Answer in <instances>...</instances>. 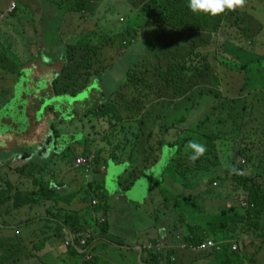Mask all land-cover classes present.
<instances>
[{
    "label": "trees",
    "instance_id": "obj_1",
    "mask_svg": "<svg viewBox=\"0 0 264 264\" xmlns=\"http://www.w3.org/2000/svg\"><path fill=\"white\" fill-rule=\"evenodd\" d=\"M49 1L57 6L62 18H65V20L68 19L63 22L65 24L64 29H62L63 33L67 28L65 36H67L71 28L73 29V33H75V38L80 34L78 28L82 29L88 23L90 18L98 10V5L101 3V0ZM258 1L260 2V0ZM41 3L42 0H18L17 10L9 17H18L19 21L23 20L18 14L21 7H25V11L26 9H30L31 12L38 13L41 9ZM126 3L137 11V16L139 17V21L133 27L130 25L128 28L127 33L129 35L134 36V38H142L149 44L158 41L161 33L164 34L166 32L165 39L173 38L171 40L172 43L166 47V52L161 50L153 52V54L156 53L154 58L158 61H167L168 66L165 69L161 64L158 65L155 59L153 60L154 65L159 67L158 69L163 74L164 79L161 78L159 71L154 68L149 69V67H146L145 69H141L143 73H140L139 77L138 75H130V73L137 70V67L130 68L127 75L133 78H131V83L134 80L132 83L133 89L131 91L124 90L122 93V99L125 95L129 94V102H114L115 96L125 85L121 87V83L119 85L120 89L115 92L106 90L103 86L105 82L104 74L109 69V66H111V63L119 56L115 53L118 49L114 44L115 40L110 42L108 46L87 45V47H81V45L78 47L79 45L77 46L73 42L67 45L66 50L70 64L63 72V76L53 78L51 90H47L42 94H37L35 90L32 95H29V97L32 96L29 108L34 112L35 123L45 122L49 127L48 135L51 136V143L48 147L49 150L45 154L49 153L52 155L45 161L29 160L26 164L20 162L12 167L11 157H9V154H2L3 149L0 145V166L7 170L4 172V175L0 171V264H25V262L35 257V248L40 250L54 237L63 241V229H68L73 234L72 244L66 246L68 251L77 249L84 234L87 233L82 223L77 221V215L66 209L68 208L70 199L56 196L58 192L52 188V184L57 183L55 173H49L48 170L54 165L51 162H54L55 155L62 156L61 158L67 164V159L70 158L67 157L66 153L71 151L75 143H84L83 147L89 148V142L92 141L83 138V142H80V139L76 137L78 135L75 133L69 136L62 134L57 128V121L59 122L61 118V115L57 113L60 108V103L57 101L48 104V102L59 96L77 97V94L85 90L86 85L91 83L94 77V80L98 79L101 82L103 81L102 83L100 82L101 84H98L99 89L96 91L103 93L104 97L102 96V99L97 101L99 103L98 105L93 106L91 109L88 108L89 111L85 114V117L107 118L108 123L111 126H115L120 121V115L123 116L122 114L124 113V117L130 123V128L132 127L134 129L135 125L132 126L131 124H136L138 131L134 134L135 141L128 159L138 161L136 158L140 154H158L161 153L164 145L175 146L177 152H179L175 174L178 183L183 188L193 182L189 177V173L196 175L208 174L209 171L220 172V169L225 168L224 175L226 179L223 178L221 180L232 183L231 185L234 188L232 197L236 201H243L248 204L245 210L246 213L242 217V229L247 224H259L260 216L264 214V139H252L249 133H246L247 137H245L244 131L249 126L250 130L254 131V134L264 135V128H261L259 125H253V121L257 119L253 115L259 116L262 115V112L261 120L264 124V109L259 103L261 102L259 100L260 95L257 94L258 92L264 93V53L261 54L258 52L259 50L264 51V45L260 43L264 40L258 38L260 33L257 35V38L253 36L254 17L245 13L241 14L237 9L235 11L226 10L224 13L215 16L205 12H193L189 7L190 0H126ZM246 23L248 25L243 28L242 26ZM235 27L243 32L241 34L242 37L250 40V50L234 43L237 38H235L230 29H234ZM223 30H229L226 31V33L229 32V37L224 41L221 38ZM122 35L124 37L123 41H125L126 36L123 33ZM220 45H222V54L220 53ZM169 48H171L170 51L168 50ZM213 48L215 51H212ZM160 56L163 57L161 58ZM4 60L6 62H1L0 71L5 75H8L11 65L12 70L15 67H20L18 69L19 71L22 67L21 63L16 65L12 61H7V58ZM14 77L13 83L19 87L24 77L22 76V79L21 76ZM165 77H176V89L173 88V81L167 80ZM77 78L83 86L77 92H70L69 89L77 83L75 81ZM203 85L207 88L211 98L209 111L204 116L206 120L199 121L195 128L198 131L206 123L214 125L215 129L211 132L204 128L206 133H200L201 139L206 138L209 140L210 148L208 151L205 150L203 155L193 161L190 158L187 159V154H182L189 143L193 142V135L190 134L192 128L185 130V133H189L187 137H185V133L180 134L177 140L169 142L168 144L163 141L161 142V140L156 141L153 129L154 126L160 124L159 121L162 118H165L161 114V101L166 103L169 100L177 101V108L179 107L178 112L190 113L194 111V105L192 107L186 105L185 93L187 89H197ZM222 89L225 93H223ZM8 91L11 92L12 88H9ZM226 95H229V97L226 98ZM247 95L250 96L247 99L251 104L249 110L243 107V115L241 114V116L229 121L228 115L234 110L232 104H235L242 96L247 98ZM172 97L174 98L171 99ZM144 103L146 105L149 104V106L142 109ZM226 106H229V108ZM108 109L110 113L105 112ZM249 111L253 112L251 116H249ZM219 115L225 118V122L223 123V127L217 129L218 125L222 123L220 120H216V117ZM184 120H186V116L182 114L178 119L179 125ZM0 123L8 127L6 131H0V139L5 138L3 132L8 131L6 136L10 138L14 131L7 121H5L2 114ZM233 133H238L236 138L231 137ZM112 136L113 133L111 138L105 137L103 140L108 141V146L106 147L107 155L111 156L114 160L111 159L115 161L119 160L125 154L126 150L124 147L126 144L122 145V142H120L117 146L110 149L109 145H112ZM222 136L231 145L228 148L231 154H224L223 160L217 154V139L222 138ZM257 137L261 139L260 136ZM222 145L225 144L222 143ZM89 152L91 153L92 151L89 150ZM102 152V149H98L96 152L94 151L98 157L101 156ZM118 152H123L124 154H118ZM237 152L240 154L237 159L245 160V165H241V161L237 163L232 160L233 155L237 154ZM15 155H13V162L16 161ZM68 155L70 156V154ZM189 155H195L194 150ZM212 157L215 158V163L212 162ZM100 159L102 158L100 157ZM222 161L227 162V164L224 166ZM36 162L40 164V166H37V169L34 168ZM101 163L106 166L104 160ZM173 166H175V163ZM247 168L254 169L253 176H255V179L252 178V174H246ZM189 169H192L193 172H190ZM97 171L99 172V169L95 168L93 172L95 173ZM8 172H12L16 178L17 175L23 177L19 181L20 184L10 179L7 176L9 174ZM134 176L131 175L130 177ZM31 178H33L34 188L29 190V188L26 189L24 187V183L28 182V180L30 181ZM48 178L50 179L47 180ZM84 179H80V184H83ZM86 182L89 187L90 182L87 180ZM199 182L200 180L198 179L193 183L197 184ZM213 182H216L217 185L219 184L217 179H213L211 183ZM101 190L103 192V189ZM174 200L177 206H180L183 201H186V197L177 195V198ZM91 206L93 209L103 211L105 214L107 213L106 207L101 206V204L99 206L91 204ZM73 215H76V218L70 217ZM184 220L185 218L182 221L184 222ZM31 221L41 222L44 226L39 227L36 231L32 230ZM26 227L30 231L27 242L30 240L34 249L33 251L27 249V253V242L25 234L22 233ZM102 227L104 230L106 223ZM3 231L12 233V236L4 235V237L2 235ZM257 238H262V235L258 233ZM192 242L195 245H198L196 243H200L198 238L197 240H192ZM89 246L90 243L87 241L85 247L87 248ZM74 253L76 254L77 251L75 250ZM224 254L225 260L222 255L218 258V260H221L220 264H233L235 258L240 257L235 252L224 251ZM89 261L90 264L93 263L92 257ZM155 261L159 264L157 256ZM166 264H171V262H166Z\"/></svg>",
    "mask_w": 264,
    "mask_h": 264
},
{
    "label": "crops",
    "instance_id": "obj_2",
    "mask_svg": "<svg viewBox=\"0 0 264 264\" xmlns=\"http://www.w3.org/2000/svg\"><path fill=\"white\" fill-rule=\"evenodd\" d=\"M7 6L8 0H0V14L6 10ZM48 9H50L49 14L47 13ZM36 14L37 18L33 19L32 21L28 20L26 22H23V20L19 21V19H13L12 22L5 20V22L3 23V30L5 28L14 30L16 27H20L22 29L29 28L33 32H35V36L32 37L33 40H40V42H42V47H40L41 49H39L38 52H34L35 54H31L32 52L27 53V56L28 54L31 55L30 62L29 64H23L22 62H20L22 64V67L19 71L18 69L20 67H15L12 70V65L11 68H9L8 75H5L0 71V96L2 95L5 98H0V117L2 114V116L5 118V121H7L9 126H11V129H13L14 131L11 134L10 138L6 136L9 131L3 132L5 134L7 147L3 149L2 154H9V157H11L10 161L12 167H14L12 164H18L17 161L13 162V155L18 154L19 152H24L23 146L32 144L37 141L39 142V144L41 143L42 138L37 140L33 138V135L49 133V127L45 122H40L39 124L35 123L34 112L29 108L32 101V96L29 97V95H32V93H34V79L38 76V74L50 80H52L54 77L56 78L58 76H61L63 71H65V69L70 64L66 50L67 45L71 44L74 41L73 37H75V33H73V29L71 28L67 36H65V33L64 35L63 33L61 35H57L59 26L63 27L64 29L65 25L63 24V22L65 18H62L61 14L59 15L57 6L53 5L49 0H42L41 9ZM38 14H40L41 16H39ZM39 17H42V21L40 23H36L37 21H39ZM67 20L68 19H66L65 21ZM21 21L22 23H20ZM50 21L59 23L56 27V31L52 26H49ZM47 35L50 39L46 38ZM28 50L29 49H26V52ZM4 59L5 58L1 56L0 63L5 61ZM36 62V68L33 70V67L31 66ZM28 69L30 70L29 74L23 72L24 70L26 71ZM13 75L16 77L21 76V79L22 76L24 77L25 75V78L22 79L19 88L21 93L20 99L15 100V104L13 106H10L9 100H14V96L12 95V93H15L18 89L16 87L17 85L13 83V80L15 79ZM9 88H12L11 92L8 91ZM95 105H98V102L97 104L95 103L94 106ZM6 108L11 109L10 114H7ZM88 108L89 107H87V109ZM19 110L24 112V116L18 117ZM87 113L83 114V118ZM12 115L15 117H13ZM48 155L51 154H44V157ZM163 155L164 154L162 153V151L160 154H140V160L137 159L138 157L136 158L141 164V167L138 169L139 174H137L139 176L136 175L138 178L136 176L129 177L131 175V171H134V165L137 164L138 161H131V159H128L129 154L126 156L124 154L121 158H119V160H115L114 162L128 164V169L125 171L126 175L130 171V175L128 177H123L121 182L119 183V187L122 186V188L117 193H115L117 190L111 191L109 189H106L101 184L95 183L92 179L93 174H91L90 176V185L88 187V183L83 177V172L81 174L79 172V170L81 169L75 168L74 170L73 168H66L67 164H64V161L61 158L62 156L57 155L60 161L57 163V166L52 165V167L48 170L54 171L51 172L53 174H58V177H56L57 183L52 184V188L58 192L56 196L70 199L69 205L67 206L68 208L66 209L72 211L77 215H73L70 217L78 218L77 221H79V223H82L84 229H86L87 232H91L92 240L89 242L90 246L87 248H70L71 250L68 251L67 247L65 246V242L68 239H71L73 234H71V231H69L68 229H63V241L54 237V239H58L61 242L63 248L58 247L57 243L55 241H52V238L48 241L46 246H43L40 250H37V248H35L34 250L30 240L27 242L28 233H30V231L29 228L26 227L25 230L22 231V233L25 234L27 242L26 253L27 249L32 251L34 250L35 257L25 262V264H85V262L86 264H90V261L87 262L88 255H90L93 259L92 264H149V262H154V264H157L158 262L155 261L156 256L159 259V264H166V262H171L172 264H192L197 259H214L217 262L219 256L221 255L225 260L224 251L232 252L230 250L232 245H238V254L240 256L238 258H235L233 264H238L237 262L244 264V254L239 250L240 242L242 241H244L245 243H249V245L247 246L249 249H251L249 251V254H252L256 257L257 255H260L261 251L263 250L264 241L263 244H261L259 242L261 238H257V235L259 233V225L264 222V214L260 216L261 218L259 220V224L256 225L255 223H252L250 226H246L244 229H242V217L245 214L235 213L236 208H241L239 206L241 202L232 200V193H230L229 191L225 192L228 194L225 200L220 199V194H217L215 192L212 193V191H214V188L219 187V184L217 186H214V182L208 183L206 181L205 183H202L204 180V176L207 175L206 173L197 175L189 173V177L191 180H193V182H196L198 179L200 180V182L197 184L191 182L189 186H186L185 188H183L180 183H178L176 176L173 178L171 177V174H175V171L177 170L176 166L178 157L169 159L167 164L164 166V170L171 168L169 176L170 178H164V176L162 175L161 180H155V183L153 184L154 187L160 183L167 185L170 184L172 188L171 194L164 200L163 203H159V211L160 213L163 211L162 215L157 216L155 219L152 218L151 220L153 221V223L149 224L148 226H136V221L140 220V217H138L136 213H138L141 209L143 210L142 207L149 203V201H147V199H143L142 194L134 197H130V194L129 196L128 194L127 196L121 195H124V192H127L128 190H133L134 183L138 180L140 184H146V182H143L142 180H140V178L143 177L146 171L152 166L161 163ZM100 157L102 158V161L104 160L105 163H107L105 156L101 155ZM100 157L97 156V159H100ZM109 157L112 158L111 156ZM188 158L189 154H187V159ZM61 161L64 166H61L60 168L59 163H61ZM27 162L28 161H22L23 164H26ZM52 163L53 162H51V164ZM174 163L175 166H173ZM220 171H223V174L225 173L224 169H220ZM251 171L253 172L254 170ZM105 172L97 171L95 172V174L103 175L101 173ZM190 172H193L192 169L190 170ZM147 175L148 180L153 181L154 174L148 172ZM105 176H107V174H105ZM82 178L84 179V181L82 182L83 184H80L79 181ZM49 179L50 178H48L47 180ZM229 184L231 185L232 183L230 182ZM24 187L26 189L29 188V190H32L34 188L33 178H31L30 181L28 180V182H25ZM100 188L103 189V191L105 192L103 193L104 196L109 200L111 199L110 197L114 198L115 195L118 198V205L113 204L112 206V204H107L105 206L107 212L106 214L103 211L93 209V207L91 206V204L93 205V201H96L98 206L100 205L98 197H92L93 191H102ZM177 195H183L186 197L184 206H177V204L175 203L174 199L177 198ZM191 202L202 203V206L192 209L190 207ZM227 212H233V215L229 217V220L224 218ZM98 213L101 216H98ZM206 216L209 217V221H204ZM183 218H185L184 222L182 221ZM102 219H104V222H101ZM30 223L32 224L31 229L35 231L39 227L44 226L43 223L38 221H31ZM105 223L106 228H104L103 230L102 226ZM229 226L231 227V230L229 233H227ZM254 226H257V228H254ZM218 227L227 229L222 234L223 236L218 235V233L215 232V229ZM118 228L121 229L120 232H117ZM160 230L163 231L162 234H160ZM2 233L3 236H12V233H7L4 231ZM197 238L200 243H196L198 245H195L192 240H197ZM206 240H211L212 242H214L220 250H217L216 248L203 252H194L190 250V246L194 245L198 247L201 244L205 243ZM75 250L79 254L78 256L77 253H74ZM110 254L119 255V258H117L118 260H116V257H112ZM250 264H260V261L258 259L255 260L254 258L253 261L250 260Z\"/></svg>",
    "mask_w": 264,
    "mask_h": 264
},
{
    "label": "rangeland",
    "instance_id": "obj_3",
    "mask_svg": "<svg viewBox=\"0 0 264 264\" xmlns=\"http://www.w3.org/2000/svg\"><path fill=\"white\" fill-rule=\"evenodd\" d=\"M237 10L240 11L241 14H248L254 17V21H253V36L257 38V35L260 33V35L258 36L259 39H263L264 40V5H263V0H260V2L258 0H246V3L244 5L243 8H237ZM47 13H50V9L47 10ZM19 16H21V19H23V22H26L28 20H33L37 18V14L34 12L32 13L30 9H26L25 11V7H21L18 11ZM39 16H41L40 14H38ZM60 15V12H59ZM138 13L136 10L132 9L127 3L126 0H101V3L98 5V10L94 13V16H92L90 18V20L88 21L87 24H85L82 29L78 28L79 30V35L74 38L73 43L77 44L78 47H87V45H91V46H95V45H110V42L114 41L115 46L118 48L115 53L116 55L120 54H124V56H118L117 59L114 60L113 63H111V66H109V69L107 70V72L104 74V86L103 88H105L106 90H109L111 92H115L118 91L120 89L119 85L122 83L123 87L125 85L124 88H121L122 90L119 91V93L115 96V100L114 102H123V103H127L129 102V94L125 95L122 99V93L124 92V90H132L133 86L132 83L134 80L131 81V76L127 75V72L130 68H135L137 67V70H135L133 73H130V75H138L140 73H143V71L141 69H145L146 67H149V69H157L159 71V67L154 65L153 60L154 55H156V53L153 54L154 51H165L166 47L168 45H170L172 43V39L173 38H167L165 39L166 36V32L163 34L161 33V37L159 38L158 41H156L153 44H149L147 43L144 39L142 38H134V36H131L127 33L128 28L133 27L138 21H139V17L137 16ZM20 18V17H19ZM120 18H124V21L122 22ZM13 19H18V17H14V18H9L7 19L8 21H13ZM7 21V22H8ZM35 21V20H34ZM42 21V17H39V21H37L36 23H40ZM22 23V21L20 22ZM58 22H53L50 21L49 22V26H52L55 31H56V27L58 26ZM65 25V24H64ZM248 24L246 23L245 25H243L242 27L244 28L245 26H247ZM63 27L59 26L57 35H61L63 33L62 31ZM226 31L229 30H223V33L221 34V38L222 41L226 40L229 37V32L226 33ZM230 31L232 32V34L235 36V38H237V40L234 41L235 44L239 45L240 47L246 48L247 50L251 49V45L249 44L250 40L248 38H244L242 37V31H240L239 28L235 27L234 29H230ZM66 32V30H65ZM64 32V33H65ZM35 32H33L31 29H27V28H20V27H16L14 30L13 29H4L2 31V33L0 34V57L2 56L3 58H7V61H12L14 62L16 65H18L20 62L27 63L29 64L30 59H31V55L27 53L28 52H32L31 54H35L34 52H38L39 49H41L40 47H42V42H40V40H36L34 41L32 37L35 36L34 34ZM63 33V35H64ZM122 33L126 36L125 40L128 41V45H124L123 46V35ZM26 35V36H25ZM82 35V37H81ZM47 39H50L49 36H46ZM134 39L135 42L131 43V40ZM175 43V42H174ZM261 44L264 45V41L260 42ZM218 46V44H216ZM124 47V48H123ZM26 49H29L26 52ZM169 51L171 50V48L168 49ZM212 51H215V49L213 48ZM166 52V51H165ZM222 45H220V53L222 54ZM259 53H264L263 50H259ZM152 55V56H151ZM226 55V54H224ZM27 56V57H26ZM36 57V56H35ZM161 58L163 56H160ZM155 62H158V65H162L163 68H167L168 64L167 61L165 60H161L158 61L157 59H155ZM145 63V64H144ZM37 64V62L35 63ZM43 64V63H42ZM1 65V63H0ZM146 65V66H145ZM34 65L32 64L31 67H33ZM29 69L28 70H24L23 72L28 73L29 74ZM159 73L161 74V78L164 79L163 74L161 73V71H159ZM27 75V74H25ZM61 76H63V74H61ZM133 79V78H132ZM165 79L167 80H171L173 81V85H174V89H176L177 84H176V77H165ZM77 83L75 85L72 86L71 91L77 92L81 89V86H83V84L80 83V81L78 80V78L75 80ZM96 82L98 80H95ZM199 87V86H197ZM17 88H20V86ZM221 90V88H220ZM59 91V90H58ZM84 91V90H83ZM83 91H80L78 95H80ZM223 93H225V91L222 89ZM238 92V91H237ZM90 93V92H89ZM88 93V94H89ZM247 94V93H246ZM258 95H260V105L263 106L264 109V93L258 92ZM12 95L14 96V100L10 99V106H13L15 104V100H19L20 99V89H17V91L15 93H12ZM83 94V97L86 98V95ZM185 101H186V105L188 107H192L194 105V111L188 113V112H178L179 107L177 108V101H173V100H169L167 103L166 102H162L160 106L162 107L161 110V114L162 116H165V118H162L160 122V124H158V126H154L153 132H154V138L156 141L161 140V142L163 141L164 143L168 144L169 142H173L175 140L178 139L180 134H184L185 130L192 128V132L190 133L191 135H193V142L203 145L205 147V150L208 151L209 147V140L206 138H202L201 139V134L200 133H206V130L208 131H213L215 129L214 125L211 124H203V128L196 131V125H198L197 123L200 121H205L206 118L204 119L205 114L209 111V104H210V95L208 93L207 88L203 86L197 88V89H187V92L185 93ZM226 98L229 97V95L225 96ZM247 98L243 97L241 99H239L235 104H232L234 106V110L231 114L228 115V119L229 121L234 120L236 117L241 116V114L243 113V107H246L248 110L251 106V104L249 103V101L247 100ZM0 98L5 99L2 95L0 96ZM66 98V97H65ZM84 98L83 102L80 104H74L73 106L68 107L67 109V113H71L75 110L76 113H74L72 115V117H69L70 119H72L73 117H77L76 120H71L72 123H69L68 125L65 124V122H61L58 125V129L60 130L61 133H66L68 132H77L79 133L76 129L78 128L79 130H83L84 133L82 134L83 136H79V134H76L78 136H76L77 138L80 139V142H83V138L85 139H90V141L94 142H89L90 143V147L86 148L83 147L84 143H75L70 152H67V157L70 159H67V166L66 168L70 169L73 168L75 170V166L73 164L74 160L76 157L78 156H82V155H88V151H92V152H96L98 149H102L103 152V156H105L106 158V166H107V171L105 173H101L103 175L100 174H95L94 172H92L91 174H93V181L97 184H101L102 186H104L106 189H109L111 191H116L115 193H117L119 190H121L122 186L119 187V183L121 182L123 177H128L130 175V171L129 173L126 175L125 171L128 169V164L126 163H121V162H114L112 161V159L107 156L106 152V147L108 146V141H104L103 138L105 137H109L111 138V135L113 133L112 136V145L110 147V149H112L113 147L117 146L120 142H122V145H125L124 149L126 150L125 154H130V152L132 151L133 148V143L135 141L134 138V134L137 133L138 131V126L136 124H131L132 126H134L135 128L132 129V127L130 128V123L127 121V118L124 117V113L122 114L123 116L120 115V121L115 125V126H111L108 123V119H102V118H98V117H85L83 118V114L87 113V107L90 106L89 109H91L94 106V103H97L98 100L102 99V97L98 94L94 95L92 99L86 101V99ZM174 97H172L171 99H173ZM8 99V97H7ZM89 99V98H88ZM93 99H97L95 102ZM67 102V101H65ZM88 102V103H87ZM68 103V102H67ZM199 103H200V107H199ZM143 108H146L149 106L146 105L145 103L142 105ZM61 109L62 105L59 106ZM227 108H229V106H226ZM233 108V107H232ZM88 109V110H89ZM6 112L7 114L11 113V109L10 108H6ZM256 110V109H255ZM105 112H109V109L106 110ZM122 112H124V110H122ZM17 113V111H16ZM110 113V112H109ZM184 114L186 116V120H184L183 123H181V125H179L178 123V119L181 117V115ZM253 114L252 111H249V116H251ZM18 115V113H17ZM192 115V116H190ZM243 115V114H242ZM263 115V112H262ZM262 115L256 116L253 115L254 118H257L255 121H253V125L257 126L259 125L261 128H264V124L262 119ZM19 116H24V112L19 110ZM168 116V117H167ZM249 118V117H248ZM79 119V120H77ZM216 120H220V122H222L221 124L218 125L217 129L220 127L224 126V122H225V118L221 117L220 115L216 117ZM79 121V122H78ZM206 130H205V129ZM8 129V127L2 123H0V131H6ZM245 131V137H247L246 133H249V136L252 139H256V140H262L264 139V135L261 134H254V131L250 130L249 126L244 130ZM87 133V134H86ZM231 133V132H230ZM189 133H185V137H187ZM238 133H233L231 135V137L236 138ZM257 136H260L261 139H258ZM225 137H229V136H225ZM224 136H222V138L217 139V154L218 157L220 159L223 160L224 154H231V151L228 149L230 148L231 145H229L227 141H225V139H223ZM239 139V137H238ZM237 139V141H238ZM222 143H224L225 145H222ZM0 144H3L1 146L2 149H5L7 147L4 139L0 140ZM234 145V144H233ZM223 146H228V147H223ZM235 146V145H234ZM233 148V147H232ZM223 149V150H221ZM124 150V151H125ZM193 149H191L190 147H186L185 150L183 151L182 154H189L190 152H192ZM88 153V154H87ZM25 154H30L28 151L24 152V154L22 155L23 157H25ZM70 154V156L68 155ZM101 154V155H102ZM118 154H124L119 153ZM160 154V153H158ZM163 159L162 162L159 163L158 165L152 166L150 169H148L145 173V175L143 177L140 178V180H142L143 182H146V184H140L138 181H136L134 183V189L133 190H128L127 192H124V195L121 196H129L130 197H134L137 195H143L142 198L143 199H147V201H149V203H147L146 205H144L138 213H136V215L138 217H140L139 221H136V226L138 227H143V226H148L149 224H152L153 221L151 220L152 218L155 219L157 216H161L163 211L160 213L159 209V203H163L164 200L171 194L172 192V188L171 185H167V184H157L155 187L153 186V184L155 183V180H161V176L163 175L164 178L168 177L170 178V172H171V168H168L167 170H164V166L167 164L168 160L171 158H177L179 157V152H177V148L175 146H170V145H164L163 146ZM193 156V155H189ZM137 159L140 160V158L138 157ZM18 163L24 161V159L22 158L21 160L19 159H15ZM59 157L57 155H55L54 157V165L57 166V163L59 162ZM66 162V161H64ZM70 162V163H69ZM212 162L215 163V158L212 157ZM222 163L227 164V162L222 161ZM60 164V168L61 166H64L62 164V161ZM65 164V163H64ZM13 166H15L14 164H12ZM140 162L138 161L137 164L134 165V171H131V175H137L139 174V168L140 166ZM37 166H40L39 163L36 162V165L34 168H37ZM76 169H81L79 170L80 174L83 172L82 168H76ZM225 170V168H223ZM252 169L247 168L246 172L248 174L252 173L251 171ZM0 171H2V175H4V172H6L7 170L5 168H2V166H0ZM49 173L54 172V171H48ZM148 172L154 174L153 177V181H149L148 180ZM9 173V172H8ZM90 174V176H91ZM105 174H107V176H105ZM130 175V176H131ZM10 179H12L14 182L19 183V181L23 178V177H19L17 175V178L15 177V175L10 172L7 175ZM129 176V177H130ZM134 176V177H135ZM139 176V175H137ZM136 176V177H137ZM176 174H171V177H175ZM7 177V178H8ZM28 177V176H27ZM26 177V178H27ZM55 177H58V174H55ZM24 178V179H26ZM91 177H89L88 179H86L88 182L90 180ZM138 178V177H137ZM223 178L226 179L225 175L223 174V171H217V172H210L204 176V180L202 183H205L206 181L208 183H211L213 179H217L218 183H219V187L214 188L215 193L220 194L221 198L225 200L227 198V193H225L226 191H229L230 193L234 192V188L232 187V185H230V181H222ZM222 179V180H221ZM135 181V180H134ZM133 181V182H134ZM132 182V183H133ZM20 184V183H19ZM153 186V187H152ZM135 190V193H134ZM125 191V190H124ZM105 193L104 191L101 192H97V191H93L92 192V197H98L101 206H106L111 205H118L117 203V197L115 195V197H110L111 199L109 200L108 198H106L104 196ZM134 193V194H133ZM232 200H236L234 197H232ZM171 202V201H170ZM182 206L185 205V201H183ZM175 205V203H174ZM202 203L199 202H191L190 207L192 209L196 208V207H201ZM240 206V204H239ZM176 207V206H175ZM200 210V208H199ZM235 213L237 214H245L246 211L242 208H236ZM98 216H101L99 213L97 214ZM233 215V212H227L225 214V219L229 220V217ZM151 216V217H150ZM136 217V216H135ZM204 221H209V217H205ZM225 222V221H224ZM251 224H247L246 226H250ZM125 227V226H124ZM228 228V226H227ZM231 227L229 226V229L227 231V233L230 232ZM254 228H257V226H254ZM261 228V229H259ZM258 231L261 235H263V237L261 238V240H259V242L261 244H263L264 241V222H262L259 225ZM226 228H222V227H218L215 229V232L218 233V235L223 236L222 234L226 231ZM121 229L118 228L117 232H120ZM52 241H55L57 243L58 247L63 248L61 242L58 239H54ZM249 245V243H245L244 241L240 242V248L239 250L243 252L244 254V264H250V260L253 261V259L255 258V260H259L260 264H264V245H263V250L261 251L260 255L253 256L252 254H249V251L251 249H249L247 246ZM152 253V252H151ZM154 253V252H153ZM112 257H116L115 259L118 260L117 258H119V255H113L110 254ZM152 256V255H151ZM254 257V258H253ZM110 259V258H109ZM243 260V259H242ZM221 260H217V262L214 259H209V260H195L192 264H220ZM111 263V260H110ZM238 264H241L240 262H237ZM149 264H154V262H149ZM172 264V263H171Z\"/></svg>",
    "mask_w": 264,
    "mask_h": 264
},
{
    "label": "clouds",
    "instance_id": "obj_4",
    "mask_svg": "<svg viewBox=\"0 0 264 264\" xmlns=\"http://www.w3.org/2000/svg\"><path fill=\"white\" fill-rule=\"evenodd\" d=\"M18 1V0H17ZM245 3H246V0H190V3H189V7H190V9L193 11V12H205V13H210L211 15H213V16H215V15H218V14H222V13H224L226 10H232V11H235L237 8H243L244 7V5H245ZM8 5H9V3H8ZM8 7V6H7ZM7 9V8H6ZM135 10V9H134ZM5 12V11H4ZM3 13V12H2ZM15 13V12H14ZM10 16V15H9ZM8 16V17H9ZM8 17L5 19V20H7L8 19ZM121 19V21L123 22L124 21V18H120ZM5 20L3 21V23L5 22ZM2 31H3V25H2ZM2 31L0 32V34L2 33ZM125 42H127L128 43V41L127 40H125V41H123V45H128V44H125ZM135 42V40L134 39H132L131 40V43H134ZM36 68V65H34L33 66V70ZM38 74V73H37ZM24 78H25V75H24ZM41 79H45V81H46V85H47V87L42 91V93H45V91H47V90H51V87H52V81H53V79L52 80H50V79H46V78H44V77H42V76H40L39 74H38V76L37 77H35V79H34V83H33V85H34V91L36 90V84H37V82L39 81V80H41ZM24 80H26V79H24ZM96 80H98V79H96ZM98 82H96L95 81V83H94V85H97L98 86ZM88 88H86L85 90H87ZM99 89V88H98ZM84 90V91H85ZM91 90H92V88H91ZM83 91V92H84ZM82 92V93H83ZM91 92V91H90ZM41 94V93H40ZM79 104L80 103H82V102H78ZM91 117V116H90ZM76 120V119H75ZM74 120V121H75ZM72 123V122H71ZM39 124V123H38ZM79 133H77V132H73V133H75V134H81V136H83L82 134L84 133V131L83 130H79L78 128L76 129ZM68 132V131H67ZM66 132V133H67ZM62 134H65V133H62ZM33 138L34 139H41L42 138V141H41V143L39 144V142L37 141V142H34V143H32V144H29V145H25V146H23V151L24 152H29V149L30 148H33L35 145H39V147H41L42 146V143L46 140V141H50L51 140V136L50 135H48V137L47 138H44L43 137V135H42V133L41 134H36V135H33ZM2 139H5V138H2ZM28 147H30V148H28ZM38 147V148H39ZM188 147H190L191 149H193L194 150V152H195V155H193V156H190L189 158L191 159V160H196L197 158H199V156H201V155H203L204 154V152H205V147L203 146V145H200V144H197V143H195V142H190L189 143V145H188ZM37 149V148H36ZM24 152H22V153H18V154H24ZM43 154H45V152H43V151H41ZM234 152V151H233ZM238 153V152H237ZM91 154H95L94 152H91L90 154H88V155H91ZM17 155V154H16ZM15 155V156H16ZM88 155H86V156H88ZM96 155V157H97V154H95ZM236 155V154H235ZM235 155H233V157H235L236 159H235V162H237L238 163V161H241L240 163H241V165H245L246 164V162H245V160H240V159H237L238 158V156H235ZM85 156V155H84ZM233 157H232V159H233ZM78 158V157H77ZM25 161H29V160H25ZM102 162V160L101 159H98V161H97V163H96V168H100L101 169V167H104L105 169H104V171H106V166H104L103 165V163H101ZM65 163V162H64ZM74 163V162H73ZM66 164V163H65ZM264 166V165H263ZM100 169H99V171H100ZM250 169H252V170H254L253 168H250ZM104 171H100V172H104ZM247 175H250V174H252L251 176H252V178L253 179H255V176H253V174H254V171L252 172V173H250V174H248V173H246ZM83 177H84V170H83ZM85 178V177H84ZM216 184V185H215ZM214 186H217V183L216 182H214ZM94 202V201H93ZM92 202V203H93ZM96 202V201H95ZM241 203H240V207L242 208V209H246L247 207H248V204H247V206L245 207V206H242L241 204L243 203V201H240ZM245 203V202H244ZM96 205H97V202H96ZM87 233H89L90 235H91V237L89 238V240H87L88 242H90L91 240H92V234H91V232H87ZM86 233V234H87ZM86 234H84V237H85V235ZM83 237V238H84ZM82 238V239H83ZM72 241H73V236L71 237V239H68L66 242H65V246H70L71 244H72ZM81 242V241H80ZM67 243H68V245H67ZM86 246V245H85ZM85 246H81L80 245V243H79V245H78V247L79 248H85ZM233 246H236V245H232L231 246V251L232 252H235V253H238V245L236 246V250H233ZM89 259H91V256L90 255H88V259H87V261H89Z\"/></svg>",
    "mask_w": 264,
    "mask_h": 264
},
{
    "label": "built area",
    "instance_id": "obj_5",
    "mask_svg": "<svg viewBox=\"0 0 264 264\" xmlns=\"http://www.w3.org/2000/svg\"><path fill=\"white\" fill-rule=\"evenodd\" d=\"M17 7H18V1L17 0H9V5H8L7 9L5 10V12L0 14V32L2 31L3 21L9 15L13 14L17 10ZM125 44H128V43L125 42ZM97 161H98V159H97L96 155L91 154L88 156H80V157L76 158L74 160L73 164L76 168H82L84 170L85 179H88L90 177V174L96 168L95 166H96ZM104 169H105L104 167H101L100 171H104ZM93 205H96L95 201L93 202ZM241 205L245 206V207L247 206V204L244 202ZM101 222H104V219H102ZM90 237H91V235L89 233H87L85 235V237L81 240L80 245L85 246L87 243V240ZM67 245H68V243H67ZM215 248L217 250H220L219 247H217L216 244L214 242H212L211 240H206L205 243L201 244L198 247H196L194 245L190 246V250L194 251V252L209 251V250H213ZM158 249H160V248H158ZM233 250H236V246H233Z\"/></svg>",
    "mask_w": 264,
    "mask_h": 264
},
{
    "label": "flooded vegetation",
    "instance_id": "obj_6",
    "mask_svg": "<svg viewBox=\"0 0 264 264\" xmlns=\"http://www.w3.org/2000/svg\"><path fill=\"white\" fill-rule=\"evenodd\" d=\"M34 65H36V64H34ZM71 67L72 68H74V66H72L71 65ZM70 69V68H69ZM66 70V69H65ZM64 72V71H63ZM63 74V73H62ZM95 78V77H94ZM94 78L92 79V82L91 83H89L88 85H87V87L86 88H92L93 86H94V83H95V80H94ZM98 83H100L101 82V80H98L97 81ZM103 82V81H102ZM101 82V83H102ZM100 83V84H101ZM85 88V89H86ZM70 90V92H73V91H71V88L69 89ZM97 89L96 88H92V90H91V92L89 93V99H86V100H90V99H92L93 98V96L94 95H96V94H98L99 92H97L96 91ZM42 94V93H41ZM76 95V94H75ZM98 95H100L101 97L103 96L104 97V95H103V93H99ZM72 96V95H71ZM94 100V102L97 100V99H93ZM101 100V99H100ZM88 103V102H87ZM77 104H79V103H77ZM95 104V103H94ZM97 104V103H96ZM99 104V103H98ZM68 107H70L69 106V104L68 103H66V104H62V108H61V110H62V115H61V118L59 119V122H58V125L61 123V121L64 123L65 122V124H69V123H71L70 121L71 120H75L77 117H73L72 119H70L69 117H72V115L74 114V113H76L75 112V110L73 111V112H71V113H67L66 111H67V109H68ZM89 108H90V106H89ZM69 119V120H68ZM58 125H57V128H58ZM42 135H43V137L44 138H47L48 137V134L47 133H42ZM39 147V145H35L33 148H30L29 149V153L30 154H25V157H23L22 155L23 154H17L16 156H15V159H19V160H21L22 158L24 159V161L25 160H38V161H45V160H47L51 155H48V156H46V157H44V154L41 152V151H39V152H35V150H36V148H38ZM39 148H42V147H39ZM162 153H163V149H162Z\"/></svg>",
    "mask_w": 264,
    "mask_h": 264
},
{
    "label": "water",
    "instance_id": "obj_7",
    "mask_svg": "<svg viewBox=\"0 0 264 264\" xmlns=\"http://www.w3.org/2000/svg\"><path fill=\"white\" fill-rule=\"evenodd\" d=\"M47 87V85H46V81H45V79H41V80H39L38 82H37V84H36V91H37V94H40V93H42V91L45 89ZM92 88H96V89H98V86L97 85H94ZM91 91V88H88L87 90H85L83 93H81L80 95H78L77 97H70V96H59V97H57V98H54L53 100H51L50 102H48V104H52V103H54V102H59L60 103V105H62V104H65V103H67L68 102V104L70 105V106H72V105H74L75 103H78V102H83V100H84V98L85 97H83V94H85L86 95V98L85 99H88L89 98V92ZM84 95V96H85ZM66 97V98H65ZM65 101H67V102H65ZM58 114H60V115H62V111H61V109H59L58 110V112H57ZM71 134H73V132H67V133H65V135H67V136H69V135H71ZM0 140H2V139H0ZM50 141H44L43 143H42V148H37L36 150H35V152L37 153V152H39V151H43V152H47L48 150H49V145H50ZM1 146L3 145V144H0ZM47 154H49V153H47ZM237 156L238 155H240L239 154V152L236 154ZM235 157H233V161H235ZM162 230H160V234H162Z\"/></svg>",
    "mask_w": 264,
    "mask_h": 264
}]
</instances>
